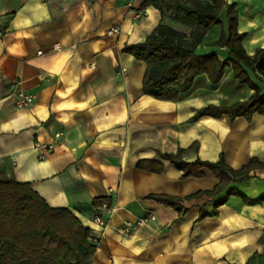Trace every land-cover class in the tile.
<instances>
[{"label": "crops", "instance_id": "1", "mask_svg": "<svg viewBox=\"0 0 264 264\" xmlns=\"http://www.w3.org/2000/svg\"><path fill=\"white\" fill-rule=\"evenodd\" d=\"M145 1L0 0V179L29 182L47 204L68 207L89 226L97 242L89 264H264V169L229 186L250 202L232 194L212 214L210 201L197 222L207 197H185L211 190L218 179L207 170L183 178L157 154L197 142L186 161L216 162L222 155L233 168L251 157L264 161V115L188 121L208 104L230 105L252 94L229 69L215 87L198 77L173 102L143 93L146 65L123 47L142 42L159 22L185 32ZM227 2L236 6L238 32L247 34V54L264 48V0ZM16 78L35 95L29 107L15 109L8 96ZM146 159L162 162L161 173L137 167ZM161 193L182 198L189 210L178 216L145 198ZM96 198L115 206L103 226L91 220ZM139 218L148 222L123 238L120 229Z\"/></svg>", "mask_w": 264, "mask_h": 264}, {"label": "trees", "instance_id": "2", "mask_svg": "<svg viewBox=\"0 0 264 264\" xmlns=\"http://www.w3.org/2000/svg\"><path fill=\"white\" fill-rule=\"evenodd\" d=\"M145 3L181 24L185 32L159 22L142 42L123 47L124 52L146 65L143 93L173 102L185 98L198 77L204 75L210 86L215 87L229 69L237 85H246L252 94L230 105L208 104L188 121H196L203 115L216 118L225 114L231 121L237 116L250 120L255 113L264 115V48L258 47L254 54H247L242 45L247 34L237 30L234 3L227 0H146ZM197 149V142H193L188 149L179 147L174 153H157L180 170L183 178H201L207 170L218 179L211 190L185 197L186 200L207 197L200 206L197 222L208 215L204 207L210 201L215 203L212 214L232 194L250 202L229 186L249 179L252 170L264 169V161L251 157L242 167L233 168L222 155L216 162L184 159L188 151ZM137 167L154 173H161L164 168L162 162L150 159L138 161ZM224 191L225 197L215 201ZM145 198L171 206L178 216L189 210L178 196L161 193L148 194ZM105 201L110 199L96 198L92 205L96 207ZM91 232L68 207L47 204L29 182L0 179V264H89L97 247Z\"/></svg>", "mask_w": 264, "mask_h": 264}, {"label": "built area", "instance_id": "3", "mask_svg": "<svg viewBox=\"0 0 264 264\" xmlns=\"http://www.w3.org/2000/svg\"><path fill=\"white\" fill-rule=\"evenodd\" d=\"M141 13H137V16H140ZM118 29L116 27L112 28L110 32H116ZM10 98L12 99V103L15 109L17 108H25L31 106V104L34 102L35 95H33L31 92H26L22 85L21 81L16 78L9 81V94ZM53 145L50 144L47 147V150H52ZM41 159L45 158V155H40ZM115 211V206L113 201L110 202L105 201L101 203L99 206H96L94 208V211L91 215V220L96 222L99 225H104L105 220L103 219V216L105 214H112ZM152 218V216L150 217ZM148 222L147 218H139L134 224L126 222L124 227L120 229V234L123 238H128L131 236L132 230H134L135 226L144 224Z\"/></svg>", "mask_w": 264, "mask_h": 264}]
</instances>
